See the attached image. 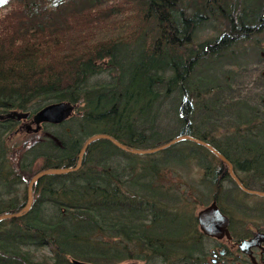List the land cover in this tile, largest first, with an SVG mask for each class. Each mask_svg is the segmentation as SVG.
Here are the masks:
<instances>
[{
    "label": "trees",
    "instance_id": "trees-1",
    "mask_svg": "<svg viewBox=\"0 0 264 264\" xmlns=\"http://www.w3.org/2000/svg\"><path fill=\"white\" fill-rule=\"evenodd\" d=\"M54 101L74 112L38 132L0 120V214L98 133L137 148L188 134L264 191V0H0V113ZM83 157L0 220V264H201L212 198L237 237L264 229V196L197 142L135 154L98 138Z\"/></svg>",
    "mask_w": 264,
    "mask_h": 264
},
{
    "label": "water",
    "instance_id": "water-1",
    "mask_svg": "<svg viewBox=\"0 0 264 264\" xmlns=\"http://www.w3.org/2000/svg\"><path fill=\"white\" fill-rule=\"evenodd\" d=\"M74 104H72L69 101H54L53 103H49L44 105L43 108L37 110L32 114V124L27 123L25 125V129L28 132H38L42 129V124L44 122H49V123H61L65 121L68 117L71 116V114L74 112L75 109ZM31 115V111L29 110H23L20 111L18 109H12L7 112H1L0 113V120H6V119H16L18 121H21L23 119L29 118ZM98 138H104V139H110L115 145L118 147H121L123 150L135 153V154H152L153 152H157L160 150H163V148H166L168 146L173 145V143H176L178 141L188 139L193 142H197L203 146H206L210 151H213L215 154L218 155V157L225 163L229 164V172L232 174L234 177L235 181L240 185V187L248 193L256 194L259 196H264V191L261 190H256V189H248L244 186V184L238 179L236 176L235 172H233V165L231 161H229L220 151L215 149L211 144H209L207 141H203L199 138L192 137L188 134H183L177 137H174L173 139L163 142V144L158 145V146H152V148H137V147H130L126 145L125 143H122L121 141H118L113 135L106 134V133H98L91 135L88 137V139L84 142V144L81 146L82 148L80 149L78 153V162L75 166L71 167H57V168H47L44 170H41L37 172L29 181L28 187H27V201L26 205L20 210L17 211L16 213H6V214H0V220L6 219V218H17V216H21L25 214L32 206L33 204V188L38 182V180L47 174H64L68 173L70 171H75L79 170V167L82 164L83 161V155L88 149V145L95 141L98 140ZM198 216V222H199V227H201V230L204 232L205 235L209 236H216V237H222L224 234H226L228 237L231 238L230 232H229V222L230 219L227 215H225L221 208L216 204V201L211 202L208 204L207 207L202 208L198 211L197 213ZM259 240H264V232H258L254 234V236L251 239H244L242 240L241 244L239 245L241 249H247V251L250 253V249L254 245L259 244ZM73 264H97V263H91L88 261H80L77 259H73ZM119 264H142L140 261H125V263H119Z\"/></svg>",
    "mask_w": 264,
    "mask_h": 264
},
{
    "label": "flooded vegetation",
    "instance_id": "flooded-vegetation-1",
    "mask_svg": "<svg viewBox=\"0 0 264 264\" xmlns=\"http://www.w3.org/2000/svg\"><path fill=\"white\" fill-rule=\"evenodd\" d=\"M32 113L27 119H23L19 121V127L23 130L25 125L27 123L32 124ZM34 126V124H32ZM216 201V204L221 208L222 212L227 215L230 219L229 222V232L230 237H228L226 234H224L222 237H216V236H207L208 240L211 239L212 243L210 245H207V242L205 244L206 252L203 256L204 261L201 264H264V240H259L258 245H254L249 250L250 253L247 251V249H241L239 246L244 239H251L254 234L261 232H264V229H260L258 227L251 228V232L248 234V236H244L243 234H239V237H237L231 228V216L228 215L221 204H219V199L212 198L208 204L211 202ZM205 205V207L208 206ZM204 207V208H205ZM202 209V208H201ZM198 218V216H197ZM199 223V222H198ZM264 228V225H263ZM203 232V231H202ZM204 233V232H203Z\"/></svg>",
    "mask_w": 264,
    "mask_h": 264
},
{
    "label": "rangeland",
    "instance_id": "rangeland-1",
    "mask_svg": "<svg viewBox=\"0 0 264 264\" xmlns=\"http://www.w3.org/2000/svg\"><path fill=\"white\" fill-rule=\"evenodd\" d=\"M8 5V3L6 4V6ZM6 9H2V11H5ZM198 176H199V174H198ZM251 197H254V198H250V199H247L246 201L248 202V203H255V202H260V199L258 198V197H256V196H251ZM256 198V199H255ZM205 207V205H199L198 207H197V210H196V214L198 213V211L201 209V208H204ZM197 216V215H196ZM252 227L253 228H255L256 226L255 225H252ZM212 243V241H211V239L210 240H208V242H207V245H210ZM138 261H140V260H138ZM142 264H144V262L143 261H140Z\"/></svg>",
    "mask_w": 264,
    "mask_h": 264
}]
</instances>
